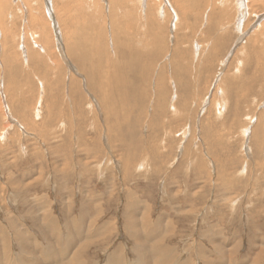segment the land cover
<instances>
[{
	"label": "rangeland",
	"instance_id": "374dc122",
	"mask_svg": "<svg viewBox=\"0 0 264 264\" xmlns=\"http://www.w3.org/2000/svg\"><path fill=\"white\" fill-rule=\"evenodd\" d=\"M239 2L0 0V264H264V0Z\"/></svg>",
	"mask_w": 264,
	"mask_h": 264
},
{
	"label": "bare ground",
	"instance_id": "6f19581e",
	"mask_svg": "<svg viewBox=\"0 0 264 264\" xmlns=\"http://www.w3.org/2000/svg\"><path fill=\"white\" fill-rule=\"evenodd\" d=\"M244 0H240V2H239V5H240V7H243L244 6ZM49 7H50V5H49ZM246 7V6H245ZM49 9V8H48ZM48 12H49V10H48ZM244 15V14H243ZM243 34V33H242ZM24 45V44H23ZM25 46V45H24ZM93 46V45H92ZM25 48V47H24ZM42 49V48H41ZM87 49V48H86ZM84 49L85 51H88L89 49ZM90 52V51H89ZM88 52V53H89ZM23 53V52H22ZM87 53V54H88ZM90 54V53H89ZM28 56V55H27ZM89 66H88V73L89 74H91L92 72L93 73H95V72H98V73H104L103 72V70L105 71V68L101 65V63L99 64V65H96V66H93V65H90V64H88ZM118 70V69H117ZM137 70V68H135L134 69V67L131 65V66H129L126 70H124V73H126V72H130L132 75H134L135 77H137L138 75H139V73H138V71H136ZM120 72H122V70L120 69ZM140 73L142 72V71H139ZM92 73V74H93ZM101 75V74H100ZM81 76V75H80ZM99 76V75H98ZM110 76V75H109ZM101 77V76H100ZM100 79H102V78H100ZM109 79V78H108ZM119 80H113L112 82H114V83H117ZM135 81V80H134ZM108 81L107 80H103V82H102V85L101 86H98V88L97 89H99L100 87H102L101 89L103 90L104 88L103 87H105V89H107V88H112V90L110 91V94L109 95H112V97L115 95V93L116 94H122V93H125V90L123 89V88H118V87H115V86H113V85H111L112 83H110L109 85H108ZM98 84H99V82H98ZM42 85V84H41ZM108 86V87H107ZM103 91H106V90H103ZM106 95V94H105ZM108 97V96H107ZM116 98V97H115ZM110 100H111V98H110ZM102 102V101H101ZM115 106H118V104L116 103L115 104ZM116 109H118V108H116ZM249 131V130H248ZM250 132V131H249ZM251 133V132H250ZM244 135H245V133H244ZM256 136H258V134L256 135ZM47 221V220H46ZM138 230V229H137ZM56 237V236H55ZM139 237V236H138ZM72 247V246H71ZM148 247V246H147ZM50 251V250H49ZM23 252V251H22ZM27 252V251H26ZM29 252V251H28ZM24 253H25V251H24ZM50 253H51V256H49V258H50V260L52 261V262H55V261H59V263H63V264H69V263H65V262H63V261H60L59 259H58V257L59 256H57L56 254H55V251H53V252H51L50 251ZM36 262V261H35Z\"/></svg>",
	"mask_w": 264,
	"mask_h": 264
},
{
	"label": "crops",
	"instance_id": "0c3cea01",
	"mask_svg": "<svg viewBox=\"0 0 264 264\" xmlns=\"http://www.w3.org/2000/svg\"><path fill=\"white\" fill-rule=\"evenodd\" d=\"M37 222H39V224H40V223H43L42 220H36V224H37V225H38ZM26 235H27V233H26ZM29 236H30V235H29ZM29 236H28V237H29ZM29 238H30V237H29ZM30 241H32V240H30ZM37 249H38V247H37Z\"/></svg>",
	"mask_w": 264,
	"mask_h": 264
}]
</instances>
